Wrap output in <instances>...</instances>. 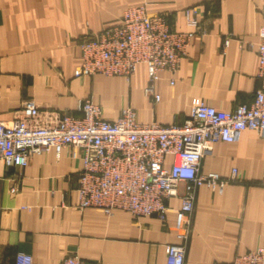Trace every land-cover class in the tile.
Masks as SVG:
<instances>
[{"label": "crops", "instance_id": "crops-1", "mask_svg": "<svg viewBox=\"0 0 264 264\" xmlns=\"http://www.w3.org/2000/svg\"><path fill=\"white\" fill-rule=\"evenodd\" d=\"M146 3L150 13H167L174 28L187 30L185 9L192 7L204 32L196 34L170 83L163 71L156 83L160 100L144 95L148 75L139 64L128 81L103 74L77 77L80 42L119 19L131 5ZM264 25V0H0V121L22 116V102L42 110L80 115L90 98L104 116L116 119L131 107L140 121L183 123L201 100L218 109L250 104L260 86L254 47ZM228 44L225 45V40ZM81 161L70 148L31 153L25 167L0 158V264H60L78 254L93 264H165L167 245L180 242L176 209L167 201L166 219L134 218L115 209L79 207ZM237 180L222 191L197 189L185 264H226L264 247V137L252 129L233 142L219 141L201 162L203 173ZM17 190L12 192V188Z\"/></svg>", "mask_w": 264, "mask_h": 264}, {"label": "built area", "instance_id": "built-area-1", "mask_svg": "<svg viewBox=\"0 0 264 264\" xmlns=\"http://www.w3.org/2000/svg\"><path fill=\"white\" fill-rule=\"evenodd\" d=\"M185 10L188 29L180 31L167 13H150L146 3L128 6L119 19L81 40V62L74 75L123 76L129 81L138 65L144 64L148 75L144 95L159 101L156 83L161 73L169 72L174 84L192 38L204 32L195 9ZM224 43L227 45L228 39ZM251 45L258 54L261 84L250 104L225 111L201 100L191 106L183 123L162 124L140 121L131 107L122 109L116 119L106 118L102 106L90 98L80 102V115L42 110L34 100L26 99L21 117L11 124L0 121V158L6 165L22 168L31 153L54 150L59 156L64 148H70L82 164L78 206L96 207L106 214L123 209L134 218L156 215L165 220L167 201L178 197L180 242L167 245L165 264H185L197 189L207 185L222 191L238 178L236 169L229 177L203 173V157L217 142L236 141L246 129L264 137V25L257 43ZM260 184L264 187V170ZM17 264H32V259L20 254ZM60 264L93 263L74 253L65 255ZM226 264H264V247L251 249Z\"/></svg>", "mask_w": 264, "mask_h": 264}]
</instances>
